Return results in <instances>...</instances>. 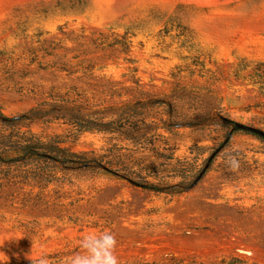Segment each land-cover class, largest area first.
<instances>
[{"label": "rangeland", "instance_id": "374dc122", "mask_svg": "<svg viewBox=\"0 0 264 264\" xmlns=\"http://www.w3.org/2000/svg\"><path fill=\"white\" fill-rule=\"evenodd\" d=\"M58 95L127 127L141 119L202 121L162 128L155 157L170 156L158 148L169 142L198 169L220 151L208 174L180 194L98 172L0 199V261L43 252L64 264L82 251L83 235L107 230L120 264H264V137L238 126L264 129V0H0L2 110L20 115ZM147 102L140 114L126 110ZM24 129L61 135L76 150L129 144L79 134L64 120ZM28 191L34 199L26 205Z\"/></svg>", "mask_w": 264, "mask_h": 264}, {"label": "trees", "instance_id": "16d2710c", "mask_svg": "<svg viewBox=\"0 0 264 264\" xmlns=\"http://www.w3.org/2000/svg\"><path fill=\"white\" fill-rule=\"evenodd\" d=\"M148 104L149 102L137 103L127 107L126 110L140 114L143 106ZM119 114L118 111H111V115ZM217 118L225 125L236 123L234 119L222 115ZM52 120H64L79 134L106 133L111 134L112 139L126 140L129 144L123 147L114 143L104 151L76 150L65 145L66 141L61 135L47 138L31 129H24L35 121ZM141 122L142 126L127 127L118 118L106 119L105 115L97 111L86 112L79 99H65L63 95H58L53 101L38 103L16 116L5 114L0 106V199L15 200V197L27 187L33 192L36 188L43 189L73 175L98 172L126 178L133 185L156 193L180 194L195 187L211 170L214 158L220 149L213 152L214 154L209 156L198 169H193L191 163L179 158L175 147L169 142L159 145L158 148L169 150L170 156L159 152L155 157L150 153L155 147L156 138L166 136L160 133L162 128L172 130L187 124L199 125L202 124L201 120L183 119L171 123L165 121L167 125H161V122L155 120L141 119ZM248 132L258 135L252 131ZM230 138L231 136L228 135L226 142ZM124 148L128 152L123 150ZM162 157H167L169 162L167 164L161 162ZM169 165L178 169V171L173 169L175 175L164 174L169 170ZM31 192H23L20 200L23 204L32 202L34 198ZM32 261V259L14 258L8 263L0 261V264H32Z\"/></svg>", "mask_w": 264, "mask_h": 264}, {"label": "clouds", "instance_id": "9594fccd", "mask_svg": "<svg viewBox=\"0 0 264 264\" xmlns=\"http://www.w3.org/2000/svg\"><path fill=\"white\" fill-rule=\"evenodd\" d=\"M228 162L230 166H239V162L233 156L228 157ZM116 246V236L111 231L89 232L79 241L82 251L67 258L64 264H120L115 252ZM32 264H51V261L47 254L42 252Z\"/></svg>", "mask_w": 264, "mask_h": 264}, {"label": "water", "instance_id": "95a60500", "mask_svg": "<svg viewBox=\"0 0 264 264\" xmlns=\"http://www.w3.org/2000/svg\"><path fill=\"white\" fill-rule=\"evenodd\" d=\"M238 126L242 129L248 130V131H252L254 133H257L259 135H261L262 137H264V129L253 126V125H249V124H245V123H238Z\"/></svg>", "mask_w": 264, "mask_h": 264}]
</instances>
